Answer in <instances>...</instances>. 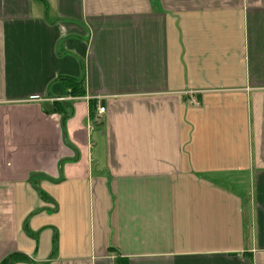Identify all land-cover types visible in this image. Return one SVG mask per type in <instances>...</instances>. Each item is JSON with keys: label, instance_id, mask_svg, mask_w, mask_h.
<instances>
[{"label": "crops", "instance_id": "obj_1", "mask_svg": "<svg viewBox=\"0 0 264 264\" xmlns=\"http://www.w3.org/2000/svg\"><path fill=\"white\" fill-rule=\"evenodd\" d=\"M0 264H264V0H0Z\"/></svg>", "mask_w": 264, "mask_h": 264}, {"label": "trees", "instance_id": "obj_2", "mask_svg": "<svg viewBox=\"0 0 264 264\" xmlns=\"http://www.w3.org/2000/svg\"><path fill=\"white\" fill-rule=\"evenodd\" d=\"M68 81L70 83H72L73 85H77V82L74 79L68 78ZM75 89H77L75 92L76 95H83V93H84L83 90H80V88H78V87H75ZM68 105H69V107H71L70 103ZM55 112H59L62 114V126H63V129L65 130L66 121L72 115L71 111L70 112L66 111L65 106H62V105H60V103H58V104H56Z\"/></svg>", "mask_w": 264, "mask_h": 264}, {"label": "built area", "instance_id": "obj_3", "mask_svg": "<svg viewBox=\"0 0 264 264\" xmlns=\"http://www.w3.org/2000/svg\"><path fill=\"white\" fill-rule=\"evenodd\" d=\"M105 109H106L105 107H101V108L99 109V112H100V113H104V112H105Z\"/></svg>", "mask_w": 264, "mask_h": 264}, {"label": "rangeland", "instance_id": "obj_4", "mask_svg": "<svg viewBox=\"0 0 264 264\" xmlns=\"http://www.w3.org/2000/svg\"><path fill=\"white\" fill-rule=\"evenodd\" d=\"M44 192H46L44 189H43ZM56 243V242H55Z\"/></svg>", "mask_w": 264, "mask_h": 264}]
</instances>
